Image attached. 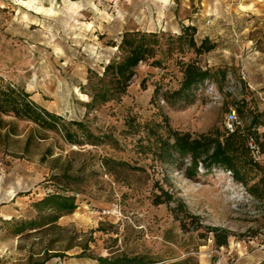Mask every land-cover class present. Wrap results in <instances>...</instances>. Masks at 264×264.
<instances>
[{
    "label": "rangeland",
    "instance_id": "1",
    "mask_svg": "<svg viewBox=\"0 0 264 264\" xmlns=\"http://www.w3.org/2000/svg\"><path fill=\"white\" fill-rule=\"evenodd\" d=\"M128 30L159 33L160 64L140 63L120 100L92 104ZM191 34L212 49H188ZM181 59L211 77L192 100L154 98L179 87ZM0 78L57 116L45 126L0 111V264H264V184L258 197L228 170L193 174L190 157L149 150L148 126L217 134L235 109L257 124L264 166V0H0ZM51 193L76 208L18 230L55 212L36 204Z\"/></svg>",
    "mask_w": 264,
    "mask_h": 264
},
{
    "label": "trees",
    "instance_id": "2",
    "mask_svg": "<svg viewBox=\"0 0 264 264\" xmlns=\"http://www.w3.org/2000/svg\"><path fill=\"white\" fill-rule=\"evenodd\" d=\"M188 49H194L196 54L210 51L212 46L208 41L197 44L194 35L189 37ZM161 46V36L156 32H142L139 30L125 31L117 44L118 55L104 67L98 83L93 87L92 104L106 103L120 100L136 75L140 63L152 60V64L159 65L156 59ZM184 52V51H183ZM180 70L182 80L176 89L161 90V85L155 87L154 98L161 96L168 104H175L181 100H188L194 96V90L211 77V71L203 68L197 59L184 61L181 59ZM145 86V79L142 80ZM235 110V109H234ZM0 111L12 112L15 116L31 120L39 125H57V116L35 103L28 93L19 87L5 83L0 78ZM236 111V110H235ZM147 125V124H146ZM257 125V124H256ZM256 125L245 127L237 124L233 130L225 127L220 133H201L192 135L173 129L169 123L165 125L154 120L148 122L150 127L149 150L163 159H170L174 155L179 158L190 157L194 164L193 174L198 166L204 167V173H211L214 169H224L231 172L234 179L247 186L256 195L255 189L259 183L264 184V166L257 160V154L262 152L259 133ZM252 137L258 153L248 145V138ZM152 138V139H151ZM258 180L251 184L257 174ZM37 205H47L55 212L42 215L30 221H21L18 230L26 225L34 226L40 221L52 222L63 213L72 212L76 208L75 197L62 193H51L36 202ZM219 245L226 243V239L218 240ZM94 264H167L148 259L145 255L98 257ZM177 264V263H169Z\"/></svg>",
    "mask_w": 264,
    "mask_h": 264
},
{
    "label": "built area",
    "instance_id": "3",
    "mask_svg": "<svg viewBox=\"0 0 264 264\" xmlns=\"http://www.w3.org/2000/svg\"><path fill=\"white\" fill-rule=\"evenodd\" d=\"M228 116H229V119L227 121L226 127L229 130H233L237 124H241V121H240L239 117L237 116L235 110H230L228 112ZM247 142H248V145L255 151V153H258L256 144H255L253 138L249 137Z\"/></svg>",
    "mask_w": 264,
    "mask_h": 264
}]
</instances>
